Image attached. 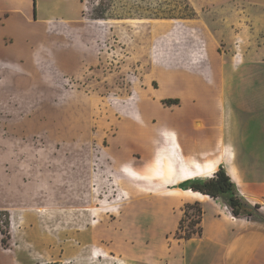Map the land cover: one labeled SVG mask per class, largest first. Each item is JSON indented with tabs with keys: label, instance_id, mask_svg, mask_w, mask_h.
Returning <instances> with one entry per match:
<instances>
[{
	"label": "rangeland",
	"instance_id": "rangeland-1",
	"mask_svg": "<svg viewBox=\"0 0 264 264\" xmlns=\"http://www.w3.org/2000/svg\"><path fill=\"white\" fill-rule=\"evenodd\" d=\"M78 1L84 19L51 23L37 61L0 68V247L16 264H141L136 245L172 227L171 205L153 201L188 178L181 167L217 165L203 163L221 154L206 155L211 130L246 152L264 212V7L218 0L158 19L188 13L183 0Z\"/></svg>",
	"mask_w": 264,
	"mask_h": 264
},
{
	"label": "crops",
	"instance_id": "crops-1",
	"mask_svg": "<svg viewBox=\"0 0 264 264\" xmlns=\"http://www.w3.org/2000/svg\"><path fill=\"white\" fill-rule=\"evenodd\" d=\"M62 1L66 3V6L62 5L59 10L57 7L60 5L57 3L56 8L52 10L47 8V2L45 3L46 6L43 7L44 9H42L41 0H0V68L9 69L16 62H22L23 59L30 64L35 60L37 61L41 52L46 48L44 42L48 39L47 31L51 23L56 27L61 26L62 29L57 30V32L62 33L64 32V24L84 19L78 0ZM189 1L198 12L204 10L208 4H213L218 0ZM243 1L264 7V0ZM41 10H43L42 15L39 16ZM31 25L38 27V30L41 29L40 32H37V29L30 32L28 27ZM16 37H20L22 40L26 39L23 48L16 45ZM61 55L62 51L56 50L58 60ZM90 61L95 63L94 59L87 60V62ZM184 136L189 140L188 137H192V134L187 132ZM201 140H211L212 142V148L206 155L212 154L213 151L217 150L218 144H222L221 149H219L220 155L216 152L211 160L203 162L207 164L209 161L213 162L218 159L217 166H201L203 171L214 167V172L208 174L210 176H205L197 173L196 167L188 166L193 175L180 180L181 182L177 188L170 189L172 191L170 195L163 199L158 198V201H153V205L156 204L155 207L159 212L166 208L165 202L168 204L167 207L171 205L172 211L170 209L168 210L170 213L162 214V216L165 217L163 220L171 217L172 227L163 230L162 233L158 232L160 235L159 241L157 240L158 234L149 235L153 236L150 237L152 242H146V248H138L136 245V249L131 255H134L136 261L141 264H264V223L246 217H236L224 201L188 188L190 180L198 177H211L218 170L219 165L222 164L237 184L240 194L252 203L254 202L253 195L257 193L255 192L256 182L252 181V176L255 173L254 166H245L243 154L246 159V152H243L240 157L234 151L231 153L225 152L223 139H218V136L212 130L202 133ZM221 140L222 142H220ZM176 141L179 140L176 139ZM225 153L228 155L227 161L230 162V166L226 165ZM191 156L195 158L196 155L192 154ZM196 158L199 157L196 156ZM240 158H243V163ZM232 170L238 180L233 177ZM259 187L264 191V181L260 183ZM187 190H192L197 193L194 196L200 195L201 197L186 196L183 191ZM194 202H200L203 207L202 234L194 235L190 239H179L174 236V233L183 216L182 207L185 203ZM167 234L170 236L169 241L166 246H163L165 239L167 240ZM144 238H147V236H144ZM139 241L141 240L139 239ZM9 250V248L0 247V253L8 257L12 264H16L15 256L10 255ZM154 252L158 256L154 255Z\"/></svg>",
	"mask_w": 264,
	"mask_h": 264
},
{
	"label": "trees",
	"instance_id": "trees-1",
	"mask_svg": "<svg viewBox=\"0 0 264 264\" xmlns=\"http://www.w3.org/2000/svg\"><path fill=\"white\" fill-rule=\"evenodd\" d=\"M183 4L186 10H188V13L183 15H176L171 10L161 8L157 9V12L152 15L158 19L195 18L198 15V12L189 0H183ZM124 17L125 15H120L119 18ZM163 102L168 105L177 104L178 100L164 99ZM188 188L208 194L213 198H222L236 217H246L264 223V212L261 209V204L251 203L240 194L237 184L222 164L219 165L218 170L213 176L207 178L198 177L190 180ZM182 209L185 216L181 218L178 229L175 231V236L179 239H190L194 235H201L203 230L201 225L203 207L201 203H185ZM186 217H189L190 221L187 225L188 228L185 229L184 222Z\"/></svg>",
	"mask_w": 264,
	"mask_h": 264
},
{
	"label": "bare ground",
	"instance_id": "bare-ground-1",
	"mask_svg": "<svg viewBox=\"0 0 264 264\" xmlns=\"http://www.w3.org/2000/svg\"><path fill=\"white\" fill-rule=\"evenodd\" d=\"M175 141V144H176V151L178 152H181L182 153V150H181V147H180V145L178 144V141H177V143H176V139L174 140ZM181 150V151H180ZM182 157H184V155H182ZM182 157H179L178 155H176V159L181 163V166H183V163H182ZM201 163H198L197 164V167H196V169L198 170V172L197 173H199V174H201V175H208V174H211V173H213L214 172V167H210L207 171H203L202 169H201ZM208 166H217L216 165V163H209L208 164ZM190 169V168H189ZM180 171H182V173L185 175V177L186 176H191V175H193V173L192 172H190L191 170H186L185 168H183V167H181L180 169H179ZM232 174H234V177L236 178V175H235V173H234V171H233V173ZM195 176H196V174H195ZM185 192H187L188 194H190V195H192V196H194V195H196L197 193H195V192H193L192 190H187V191H185Z\"/></svg>",
	"mask_w": 264,
	"mask_h": 264
}]
</instances>
